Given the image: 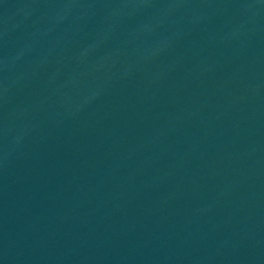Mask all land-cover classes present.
<instances>
[{
  "label": "water",
  "instance_id": "obj_1",
  "mask_svg": "<svg viewBox=\"0 0 264 264\" xmlns=\"http://www.w3.org/2000/svg\"><path fill=\"white\" fill-rule=\"evenodd\" d=\"M0 264H264V0H0Z\"/></svg>",
  "mask_w": 264,
  "mask_h": 264
}]
</instances>
